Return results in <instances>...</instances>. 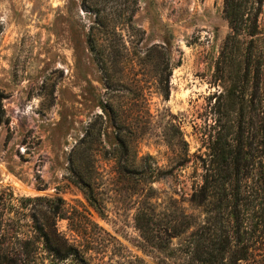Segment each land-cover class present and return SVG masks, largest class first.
<instances>
[{"label":"rangeland","instance_id":"374dc122","mask_svg":"<svg viewBox=\"0 0 264 264\" xmlns=\"http://www.w3.org/2000/svg\"><path fill=\"white\" fill-rule=\"evenodd\" d=\"M223 10L224 0H0V264L183 263L162 227L199 214L190 200L222 91ZM259 37L264 47V3ZM155 45L167 51L149 53ZM41 228L77 256L57 258Z\"/></svg>","mask_w":264,"mask_h":264},{"label":"trees","instance_id":"16d2710c","mask_svg":"<svg viewBox=\"0 0 264 264\" xmlns=\"http://www.w3.org/2000/svg\"><path fill=\"white\" fill-rule=\"evenodd\" d=\"M263 3L224 0L223 17L230 32L213 75L222 91L214 95L202 183L190 200L199 214L162 227L167 244L179 240L176 251L182 264H264V47L259 37ZM159 49L167 51L155 45L149 53ZM172 71L166 52L159 81L165 99L170 96ZM0 123L9 124L3 100ZM40 234L57 258L77 256L56 230L41 228ZM19 262L7 259L3 264Z\"/></svg>","mask_w":264,"mask_h":264}]
</instances>
